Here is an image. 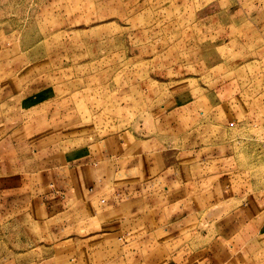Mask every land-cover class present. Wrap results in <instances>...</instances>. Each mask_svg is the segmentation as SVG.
<instances>
[{
	"label": "rangeland",
	"instance_id": "rangeland-1",
	"mask_svg": "<svg viewBox=\"0 0 264 264\" xmlns=\"http://www.w3.org/2000/svg\"><path fill=\"white\" fill-rule=\"evenodd\" d=\"M0 61L21 102L58 100L96 135L138 127L167 141L161 113L201 111L175 147L213 145L264 201V0H0ZM215 102L223 126L206 122ZM47 245L39 222L0 226V264L38 261Z\"/></svg>",
	"mask_w": 264,
	"mask_h": 264
},
{
	"label": "crops",
	"instance_id": "crops-1",
	"mask_svg": "<svg viewBox=\"0 0 264 264\" xmlns=\"http://www.w3.org/2000/svg\"><path fill=\"white\" fill-rule=\"evenodd\" d=\"M9 65L0 61V226L39 222L48 237L44 256L22 264H259L264 201L251 182L213 145L175 147L201 111L161 113L167 141L138 127L96 135L58 100L21 102ZM220 104L208 124L229 121Z\"/></svg>",
	"mask_w": 264,
	"mask_h": 264
}]
</instances>
